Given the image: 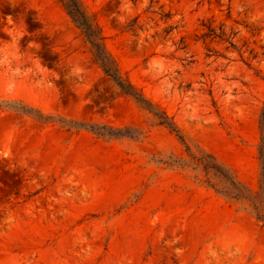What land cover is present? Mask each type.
Here are the masks:
<instances>
[{"label":"rangeland","instance_id":"obj_1","mask_svg":"<svg viewBox=\"0 0 264 264\" xmlns=\"http://www.w3.org/2000/svg\"><path fill=\"white\" fill-rule=\"evenodd\" d=\"M125 94L59 0H0V264H264V0H80ZM84 124V127H78Z\"/></svg>","mask_w":264,"mask_h":264},{"label":"trees","instance_id":"obj_2","mask_svg":"<svg viewBox=\"0 0 264 264\" xmlns=\"http://www.w3.org/2000/svg\"><path fill=\"white\" fill-rule=\"evenodd\" d=\"M72 22L82 31L86 42L89 44L93 57L103 73L109 77L125 94H128L140 102L146 100L140 96L135 88L125 79H123L118 71V68L105 49L103 37L99 27L89 19L84 12L80 0H59ZM165 123L172 131L176 132L178 139L185 146L188 155L196 165L201 166L206 174L211 173L213 181L207 179L204 183L207 187L214 190L216 194L232 201H243L249 204L254 217L264 222V136L261 138L259 147L261 174L257 190H252L246 187L243 183L237 180L229 170L218 164L215 158L208 153L199 152V155L193 154L183 136L178 133L174 124L166 122V117L163 118ZM264 123V111L262 114V124ZM78 127H84V124H78Z\"/></svg>","mask_w":264,"mask_h":264}]
</instances>
